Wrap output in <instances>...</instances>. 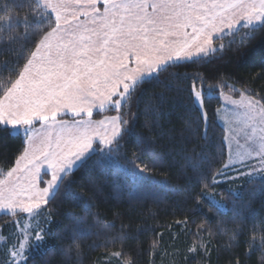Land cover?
<instances>
[{
  "label": "snow or ice",
  "instance_id": "obj_1",
  "mask_svg": "<svg viewBox=\"0 0 264 264\" xmlns=\"http://www.w3.org/2000/svg\"><path fill=\"white\" fill-rule=\"evenodd\" d=\"M8 10V4L0 8L5 13ZM21 26L25 29L22 35L16 31ZM225 37H230L227 44L214 43ZM21 40L25 43L20 61L11 68L5 62L8 75L0 73V134L10 138L16 134L21 140L15 166L0 172L4 177L0 179V213L21 211L35 219L44 216L48 209L41 211L42 207L55 202L62 190L82 199L81 193L72 192L75 173L81 169L113 165L133 184H143L146 174L161 166L156 140L138 133L135 124L129 126L121 109L142 96L149 83L160 82L165 73L188 81V87L179 90L183 95L178 99L179 105L188 109V131L195 134L193 124L197 128L206 125L204 89L211 95L214 86L198 72L170 70L212 63L233 45L239 50L254 42V50L257 44H264V0H32L28 15H17L15 24L10 15L0 17V41L11 47ZM258 77L264 80V65ZM216 78L224 82L223 76ZM233 90L241 101L232 103L246 117L241 129L243 145L236 141L242 149L236 153L240 168L221 161L219 170L207 176L199 173L194 179L205 188L232 179L229 170L247 177V184L256 176L264 178V94L258 96L255 89L247 87L243 93ZM102 110L115 114L93 121L94 111L99 115ZM152 126L145 124V128ZM204 132L206 135V128ZM126 145H132L130 155ZM144 156L152 159L151 165L145 163ZM198 167L194 164L193 170ZM228 193L227 201L205 191L193 199L197 204L207 201L218 212L225 210L227 203L235 210L240 193L232 189ZM90 208L91 204L85 211ZM229 223L236 221H222L215 227L235 238L239 228H228ZM202 230L211 232V228ZM50 234L43 224H37L27 234L32 243L27 239L13 243L9 238L0 264H29L32 248L43 245ZM89 234L82 228L70 231L66 238L73 243L66 251L79 255L78 238ZM123 239L117 236L110 242ZM259 247L264 250V236ZM188 251L195 253L196 248ZM252 251L255 248L250 246L249 254ZM112 255L119 257L121 252Z\"/></svg>",
  "mask_w": 264,
  "mask_h": 264
},
{
  "label": "trees",
  "instance_id": "obj_2",
  "mask_svg": "<svg viewBox=\"0 0 264 264\" xmlns=\"http://www.w3.org/2000/svg\"><path fill=\"white\" fill-rule=\"evenodd\" d=\"M31 2L0 0V8L9 5L6 13L0 11V17L10 15L15 24L17 15H28ZM20 5H23L22 9ZM16 31L22 35L25 29L21 26ZM259 34L258 31L257 36ZM229 39L225 37L216 43L227 44ZM24 43L21 40L9 47L7 42L0 41V73L4 76L8 75L4 71L5 62L11 68L20 61ZM252 43L239 50L233 45L222 53V58L212 63L170 70L181 74L198 72L205 77L207 84L214 86L211 95L207 88L204 89L208 119L206 125L201 123L199 128L192 125L195 134L188 131V109L178 103L179 96L183 95L179 90L187 88L188 81L170 77L168 73L160 82L149 83L143 95L134 98L127 109L122 107L121 112H126L129 126L135 124L138 133L151 135L156 140L161 166L146 174L143 184H133L130 177L122 171L117 172L113 165L77 171L72 192L81 193L82 199H75L62 190L55 202L41 209H48L43 216L47 223L43 226L51 234L39 248H32L29 264H128L129 261L132 264H235L236 261L264 264V250L259 247L264 236V178L251 184L245 181L237 188L240 196L236 199L238 207L235 210L232 203H227L226 209L218 212L207 201L201 200L197 204L193 199L201 191L220 189L218 196L228 200L227 184L212 187L209 183L205 188L194 177L201 172L207 176L210 171L219 170L221 161L227 163L225 130L217 121V111H212L221 108L220 96L226 93L223 92L227 89L225 87L240 92L247 87L255 89L258 96L264 94V80L258 77L264 65V44H257L251 50ZM28 47L31 48V44ZM220 76H223V83L216 78ZM114 114L106 111L94 114L93 118ZM145 124L155 126L145 128ZM182 136L184 139H180ZM20 147L21 140L16 134L11 138L0 134V172L15 166ZM131 148L132 145H126L129 155ZM185 156H194L195 159L186 160ZM143 159L149 165L153 162L149 156ZM194 164L200 165L195 171ZM3 178L0 175V179ZM89 204L91 208L85 211ZM23 215H0L2 234L8 236L9 227H14V219ZM233 219L236 223H229L227 227L239 228L235 238L231 232H221L215 227L219 222ZM185 220L187 223H178ZM201 226L211 228V232L203 231ZM77 228L91 233L78 238L79 255L75 251H66L73 243L66 237ZM117 236L124 239L111 243ZM250 246L255 251L249 254ZM190 247H195L196 252H189ZM115 252H121V256H113ZM0 259H3L1 246Z\"/></svg>",
  "mask_w": 264,
  "mask_h": 264
},
{
  "label": "rangeland",
  "instance_id": "obj_3",
  "mask_svg": "<svg viewBox=\"0 0 264 264\" xmlns=\"http://www.w3.org/2000/svg\"><path fill=\"white\" fill-rule=\"evenodd\" d=\"M243 23V22H241ZM247 31V29H245ZM217 41H215L216 43ZM227 89L223 90L220 98H221V108L217 111V121L220 124V126L225 130V136L228 137V140L225 141L226 147H227V163H233L236 168H240V165L238 164V157L236 153L238 151H241L242 149L237 147L236 141L239 139L240 144L243 145V139L241 138L243 133L241 132V129L245 127V120L246 117L243 115L242 109H237L236 104L232 103L233 101H241L240 94L236 91H234L232 87H225ZM243 93V92H240ZM235 94H238V96L235 97ZM245 95H247L245 93ZM244 170V169H241ZM227 175L229 177H232L230 180H226L225 182L221 184H227L229 189L237 191V188H239L245 181H247V177L240 176L239 173L235 170H229L227 172ZM220 180H224L223 177H219ZM256 179H263L259 176H256ZM228 188H225V190H229ZM220 189H216L213 191L217 194V199L222 200L221 197L218 196L220 193ZM224 211V210H222ZM19 213V212H16ZM23 213V212H20ZM15 214V213H14ZM12 214V215H14ZM24 217L14 219V227H9L8 229V236H4L2 234L3 231H0V246L1 251L9 246L8 241L9 238H11L13 243H24L27 239L29 243H32L33 241L31 238L27 235L33 228L36 227L37 224H43L45 223V220L43 217H36L33 219V217L29 214L24 213ZM0 215H3L0 213ZM11 216V215H9ZM27 246V245H26ZM33 249H36L35 247ZM32 252V251H31ZM30 252V253H31ZM29 253V254H30Z\"/></svg>",
  "mask_w": 264,
  "mask_h": 264
},
{
  "label": "crops",
  "instance_id": "obj_4",
  "mask_svg": "<svg viewBox=\"0 0 264 264\" xmlns=\"http://www.w3.org/2000/svg\"><path fill=\"white\" fill-rule=\"evenodd\" d=\"M99 6H100V5H98V7H99ZM101 10H102V9H101ZM81 19H83V17H81ZM214 43H215V40H214ZM102 112H106V111H103V110H102L101 113H102ZM96 113H97V112L94 111V114H96ZM94 114H93V116H94ZM107 116H108V115H107ZM103 118H104V117L99 118V119H103ZM92 119H93V121L98 120V119H94L93 117H92ZM43 207H44V206H43ZM43 207H42V208H43ZM17 212L20 213L21 211H17ZM2 214H3V215H7V214H5V213H2ZM15 214H17V213H15ZM15 214H14V215H15ZM7 216H9V215H7Z\"/></svg>",
  "mask_w": 264,
  "mask_h": 264
}]
</instances>
